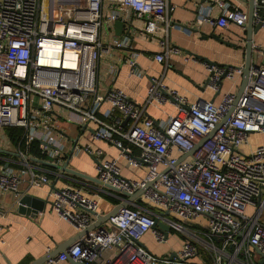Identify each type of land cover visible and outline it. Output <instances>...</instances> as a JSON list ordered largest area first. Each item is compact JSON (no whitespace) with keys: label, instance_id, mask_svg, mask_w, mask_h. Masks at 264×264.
<instances>
[{"label":"built area","instance_id":"1","mask_svg":"<svg viewBox=\"0 0 264 264\" xmlns=\"http://www.w3.org/2000/svg\"><path fill=\"white\" fill-rule=\"evenodd\" d=\"M258 3L264 5V0ZM214 6L219 13L212 15V7L207 8L197 15L198 24L247 23L248 12L226 0H214ZM174 7L171 0H0V128L24 129L18 144L23 163L0 161V190L18 194L26 175L31 186L53 181L50 173L28 161V148L36 140L41 159L62 165L68 148L62 117L89 129L94 139L117 146L128 166L147 167L141 179H133L122 174L117 158L98 159L96 177L102 187L131 194L151 182L139 204L121 208L50 262L71 256L88 264H206L189 260L198 251L190 239L172 259L156 256L140 244L148 230L157 241L165 240V231L153 227L156 218L190 233L185 223L205 216L202 244L214 251L210 264H233L239 254L249 260L253 248L264 252V142L250 153L242 150L251 134L264 133V67L250 69L238 99L237 92L227 91L217 103H193L187 108L186 98L161 77L151 78L144 105L120 88H110L104 95L97 92V67L104 53L125 49V61L132 65L137 55L130 26L128 33L109 37L102 28H113L119 18L125 24L132 15L144 18V29L158 38L159 51L153 58L170 67L168 56L177 51L169 39ZM205 66L207 85L215 90L222 75L234 79L242 74V66L206 61ZM115 71L111 65L109 72ZM168 101L177 113L160 120L144 113L147 104L160 107ZM103 102L109 106L101 110ZM212 130L211 137L201 142ZM75 149L101 152L89 143H76ZM58 169V175L65 176ZM48 195L52 207L78 230L99 214L98 199L86 194L82 185H54ZM109 249L116 251L113 258L103 260ZM127 251L128 258L120 260Z\"/></svg>","mask_w":264,"mask_h":264},{"label":"crops","instance_id":"2","mask_svg":"<svg viewBox=\"0 0 264 264\" xmlns=\"http://www.w3.org/2000/svg\"><path fill=\"white\" fill-rule=\"evenodd\" d=\"M231 6H237L248 12L249 0H226ZM259 0H255L257 4ZM175 5L172 11V26L169 30L171 44L177 47L176 52H171L168 60L172 65L166 66L153 58V54L159 51L158 38L144 29V18L131 16L125 24L123 33H128L130 26L133 48L137 51L134 65L125 61L128 53L125 49H111L110 53H104L97 67V92L104 95L110 88H120L138 105H144L147 89L152 77H161L168 86L175 88L180 95L186 98L184 107L193 103L203 104L206 101L219 102L225 92H237L241 75L234 79L224 78L215 90L211 86H204L208 73L205 60L198 59L190 52L206 57L208 60L225 64L226 66H242L245 62L246 36L245 26L241 27L232 22L227 27L211 25L208 22L197 23V15L212 7V15L219 13L214 6V0H171ZM107 6L104 7V13ZM103 34L107 37L115 35V28H102ZM222 39V40H221ZM252 64L264 67V25L252 34ZM207 62V61H206ZM111 65L116 66L112 75L109 72ZM109 106L103 102L101 110ZM144 113L155 120L165 119L170 113H177L173 104L169 101L160 107L147 104ZM124 121L123 124L124 125ZM62 127L67 138L66 160L68 168L77 170L91 177H80L70 172L58 175L57 167L46 165L35 160L29 153V162L40 171H46L52 176V182L41 186H31L28 183L27 175L19 185L18 194L0 190V264H31L34 260L43 257L46 253L54 251L57 246L74 234L78 228L69 219L60 215L52 207L51 197L48 195L52 184L61 187L67 184L82 185L84 192L98 199L99 213L111 210L126 195L111 188H105L94 180L96 177L97 159L117 158L121 172L125 177L141 179L146 173V165L140 164L136 167L128 166L126 158L121 150L112 143L105 140L94 139L89 129L77 127L62 117ZM93 126V125H92ZM264 142V133H254L249 137V142L242 146L245 153H250L258 144ZM89 143L94 150H101L100 153L93 152L94 158L86 151H73L74 145ZM0 161L5 164L19 166L23 163V156L18 150V145L13 144L5 128H0ZM137 153V148L133 147ZM72 155L68 158L69 153ZM29 194L38 199L49 198L43 205V209L36 214H28L21 210L18 200L21 196ZM50 200V201H49ZM140 200L134 199L133 204H139ZM129 204V205H130ZM252 206L248 207L251 212ZM206 222L205 216H199L191 222L185 223L190 233L177 231L170 227L166 233L165 240L157 241L151 230L143 233L139 239L149 252L156 256L168 259L173 251L178 252L183 242L187 239L194 241L198 247L197 253L189 260L194 263L210 264L214 251L205 248L202 240L205 239L201 233ZM219 245L218 241H215ZM231 252V249L228 248ZM114 249L105 250L102 254L103 260L112 259ZM128 252L121 256L122 261L128 258ZM249 260L239 254L233 264H264L260 263L262 255L257 248L251 250ZM59 254L53 258L57 259ZM226 261V259H225ZM249 261V262H247ZM43 264H71L66 260L47 261ZM171 264V263H155ZM176 264V263H172Z\"/></svg>","mask_w":264,"mask_h":264},{"label":"water","instance_id":"3","mask_svg":"<svg viewBox=\"0 0 264 264\" xmlns=\"http://www.w3.org/2000/svg\"><path fill=\"white\" fill-rule=\"evenodd\" d=\"M249 9H248V20L247 23L245 24V29L247 31V36H246V50H245V62L242 65V74H241V82L239 85V88L237 90V98L240 96V94L242 93V91L244 90V88L247 86L248 84V80H249V74H250V69H255L257 68L259 65L256 64H252L251 61V56H252V51H253V46H252V34L254 32H256L261 26L264 25L263 23V19H264V5H260L257 4L255 2V0H249ZM254 12H258L259 13V17L255 18L254 17ZM114 28H115V34L121 36L123 34V30L125 28V21L122 20L121 18L116 19L114 21ZM222 40V39H221ZM191 54H193V56H195L198 59H203L207 62L216 64V65H221L215 62H212L210 60H208L206 57L198 55L196 53L190 52ZM224 66H226L225 64H222ZM225 78V75H222L219 79V82L221 83V81ZM208 84V78L205 80L204 86H207ZM128 120V117L124 120V123ZM218 126V125H217ZM216 126V127H217ZM84 129V128H83ZM215 130V129H214ZM214 130H212L210 133H208L202 140L201 142H203L204 140L208 139L209 137H211V135L213 134ZM198 147L195 146L194 148H192L189 153H192L196 148ZM74 149V147H73ZM0 151H4L2 149H0ZM72 155V151L69 153L68 158H70V156ZM91 156L93 157L94 155L91 154ZM94 158V157H93ZM37 161H40L46 165L49 166H53V167H57L60 168L63 171L66 172H70L72 174L78 175L80 177H91V176H87L86 174L79 172L77 170L68 168V160H66L62 165H57L54 164L50 161L44 160V159H39V158H34ZM95 162H99L98 158L94 159ZM94 180L98 181L99 180L97 178H95ZM151 184V182H148L145 184V186L138 188L135 192L133 193H128V192H124L122 191L123 194L126 195V197L121 200L120 202H118L111 210H109L108 212L105 213H99L97 214L96 219L90 223L87 227H85L84 229L79 230L78 233L74 234L73 236H71V238L67 239L66 241H64L63 243L59 244L57 246V248L54 251L48 252L46 253L43 257L34 260L31 264H43L47 261H49L52 258H55L58 254L60 253H64L75 241H77L80 237L82 236H87L90 231H92L94 228L104 224L108 218L110 216L116 215L119 210L127 205H129L130 203H133L134 199H140V195L141 193L146 189V187H148ZM52 187H54V184L52 185ZM48 197L47 200L45 199H38L36 197H33L29 194H25L23 196H21L18 200L19 206L21 207L22 211L27 212L28 214H36L38 211L43 209V205L46 201H48ZM50 201V200H49ZM166 214L168 212H165ZM74 225L76 226V224L74 223ZM153 227H158L161 228L165 231V234L170 230V226L165 223L164 221H162L161 219L156 218L155 223L153 225ZM258 252L262 255V259L260 261V263H264V252H262L261 250L258 249ZM178 254L176 251H173L169 258L172 259L173 257H177ZM67 259L71 262V264H88L85 261H79V260H74L71 256H68Z\"/></svg>","mask_w":264,"mask_h":264},{"label":"trees","instance_id":"4","mask_svg":"<svg viewBox=\"0 0 264 264\" xmlns=\"http://www.w3.org/2000/svg\"><path fill=\"white\" fill-rule=\"evenodd\" d=\"M5 132L9 138V140L15 144L18 145L22 139V135L24 132L23 127H18V126H6ZM29 153H31L35 157H42L39 148H38V142L36 140H32L30 142L29 148H28Z\"/></svg>","mask_w":264,"mask_h":264}]
</instances>
